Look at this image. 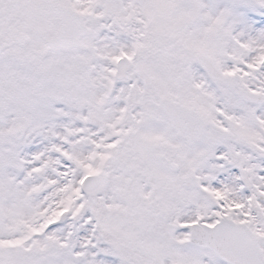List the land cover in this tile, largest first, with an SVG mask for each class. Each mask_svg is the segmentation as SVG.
Wrapping results in <instances>:
<instances>
[{"label": "snow or ice", "instance_id": "1", "mask_svg": "<svg viewBox=\"0 0 264 264\" xmlns=\"http://www.w3.org/2000/svg\"><path fill=\"white\" fill-rule=\"evenodd\" d=\"M0 264H264V0H0Z\"/></svg>", "mask_w": 264, "mask_h": 264}]
</instances>
